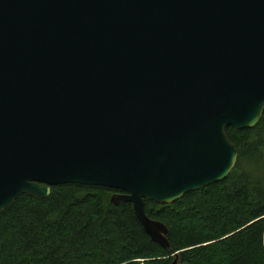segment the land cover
Instances as JSON below:
<instances>
[{
	"label": "water",
	"instance_id": "95a60500",
	"mask_svg": "<svg viewBox=\"0 0 264 264\" xmlns=\"http://www.w3.org/2000/svg\"><path fill=\"white\" fill-rule=\"evenodd\" d=\"M263 116L264 0H0V212L105 187L168 249L146 202L225 181Z\"/></svg>",
	"mask_w": 264,
	"mask_h": 264
},
{
	"label": "trees",
	"instance_id": "16d2710c",
	"mask_svg": "<svg viewBox=\"0 0 264 264\" xmlns=\"http://www.w3.org/2000/svg\"><path fill=\"white\" fill-rule=\"evenodd\" d=\"M227 136L239 158L225 181L171 205L146 202L148 217L168 228V249L132 204L112 205L121 192L69 184L0 212V264H264V116Z\"/></svg>",
	"mask_w": 264,
	"mask_h": 264
},
{
	"label": "rangeland",
	"instance_id": "374dc122",
	"mask_svg": "<svg viewBox=\"0 0 264 264\" xmlns=\"http://www.w3.org/2000/svg\"><path fill=\"white\" fill-rule=\"evenodd\" d=\"M113 196H114V195H113ZM113 196H112V197H113ZM112 197H111V199H112Z\"/></svg>",
	"mask_w": 264,
	"mask_h": 264
}]
</instances>
